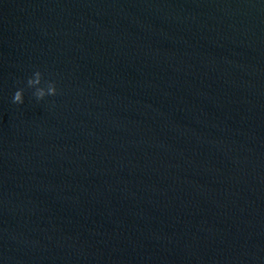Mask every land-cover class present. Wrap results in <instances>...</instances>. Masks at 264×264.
I'll return each instance as SVG.
<instances>
[{
	"label": "water",
	"instance_id": "1",
	"mask_svg": "<svg viewBox=\"0 0 264 264\" xmlns=\"http://www.w3.org/2000/svg\"><path fill=\"white\" fill-rule=\"evenodd\" d=\"M0 264H264V0H0Z\"/></svg>",
	"mask_w": 264,
	"mask_h": 264
},
{
	"label": "clouds",
	"instance_id": "2",
	"mask_svg": "<svg viewBox=\"0 0 264 264\" xmlns=\"http://www.w3.org/2000/svg\"><path fill=\"white\" fill-rule=\"evenodd\" d=\"M42 82V74L39 71L34 73L33 78H29L27 85L29 88H35L34 93L37 100H43L46 96H55L57 94L56 85L54 83H48L47 88L39 87ZM14 104L22 105L24 103V92L23 90H17L14 93L13 101Z\"/></svg>",
	"mask_w": 264,
	"mask_h": 264
}]
</instances>
